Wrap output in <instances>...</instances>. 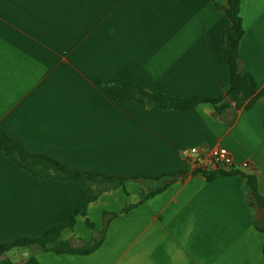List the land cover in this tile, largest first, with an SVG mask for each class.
Listing matches in <instances>:
<instances>
[{
	"label": "crops",
	"instance_id": "0c3cea01",
	"mask_svg": "<svg viewBox=\"0 0 264 264\" xmlns=\"http://www.w3.org/2000/svg\"><path fill=\"white\" fill-rule=\"evenodd\" d=\"M240 1L239 70L261 90L264 0ZM231 26L212 0H0V131L70 171L143 178L103 192L63 230L65 241L90 242L109 216L94 252L15 249L0 263L264 264L244 180L209 181L188 156L228 149L232 168L256 176L264 196V99L217 115L210 103L181 111L118 101L99 84L220 99L231 84ZM89 197L79 182L34 176L0 150V244L66 224Z\"/></svg>",
	"mask_w": 264,
	"mask_h": 264
},
{
	"label": "trees",
	"instance_id": "16d2710c",
	"mask_svg": "<svg viewBox=\"0 0 264 264\" xmlns=\"http://www.w3.org/2000/svg\"><path fill=\"white\" fill-rule=\"evenodd\" d=\"M216 6L224 10L230 19L232 26L224 34L223 52L226 62L230 68L231 84L226 95L220 99H212L200 96L174 97L162 93H150L141 85L134 82L122 80L100 81V86L108 92L115 100L137 101L165 109H179L187 111L203 103H210L215 107L216 114L222 115L226 110L234 107L236 111L250 109L259 99H264V89H258L255 78L251 74H242L239 70V47L244 35V24L240 14V0H227V5L222 6L218 0H212ZM0 150L5 152L10 158L18 163L22 168L27 169L34 176L52 177L64 180H75L86 186L90 190V197L84 202L70 220L62 225L46 231L39 237L20 238L4 244H0V255H4L12 250L31 251H52L57 254H79L88 255L97 250L104 239L106 228L110 217L106 215L104 230L95 236L90 242L80 241L74 244L71 241L62 239L64 229H73L78 215H87V208L90 203L96 201L105 191L123 186L129 180H141L143 178L109 176L95 172H74L67 170L64 164L52 157L35 155L25 150L17 141L0 131ZM213 181L219 177L236 175L245 182L246 200L254 210L255 227L264 233V196L258 190L257 177L245 175L233 168L217 167L215 169H200L194 172ZM183 175V174H181ZM161 179V178H151ZM164 186L153 192L143 194V199H147L160 193ZM132 206H128L125 211H129ZM88 226L93 225L88 221ZM264 252V248H263ZM9 261H2L0 264H7Z\"/></svg>",
	"mask_w": 264,
	"mask_h": 264
},
{
	"label": "built area",
	"instance_id": "2783aa9c",
	"mask_svg": "<svg viewBox=\"0 0 264 264\" xmlns=\"http://www.w3.org/2000/svg\"><path fill=\"white\" fill-rule=\"evenodd\" d=\"M188 156L192 160V164L196 165V168L208 169V168H232L235 166V159L232 153L223 147L216 149H199L192 148ZM244 166H248V164H243Z\"/></svg>",
	"mask_w": 264,
	"mask_h": 264
}]
</instances>
